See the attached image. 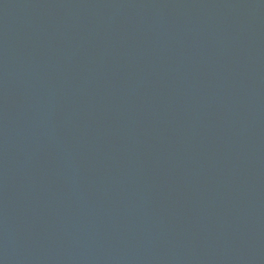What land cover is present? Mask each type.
<instances>
[{
	"label": "water",
	"instance_id": "1",
	"mask_svg": "<svg viewBox=\"0 0 264 264\" xmlns=\"http://www.w3.org/2000/svg\"><path fill=\"white\" fill-rule=\"evenodd\" d=\"M0 264H264V0H0Z\"/></svg>",
	"mask_w": 264,
	"mask_h": 264
}]
</instances>
